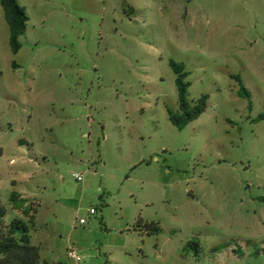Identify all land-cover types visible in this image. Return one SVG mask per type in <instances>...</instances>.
I'll return each mask as SVG.
<instances>
[{
  "label": "rangeland",
  "instance_id": "374dc122",
  "mask_svg": "<svg viewBox=\"0 0 264 264\" xmlns=\"http://www.w3.org/2000/svg\"><path fill=\"white\" fill-rule=\"evenodd\" d=\"M15 2L16 53L0 0L4 224L24 221L46 264H264V0ZM170 62L206 97L182 130Z\"/></svg>",
  "mask_w": 264,
  "mask_h": 264
},
{
  "label": "trees",
  "instance_id": "16d2710c",
  "mask_svg": "<svg viewBox=\"0 0 264 264\" xmlns=\"http://www.w3.org/2000/svg\"><path fill=\"white\" fill-rule=\"evenodd\" d=\"M1 7L10 30V44L13 52L16 53L20 49L18 40L24 34L28 17L24 10L18 7L15 0H1ZM169 66L175 75L174 83L177 89L179 108L177 114L169 113V120L175 128L182 130L205 112L206 97L202 96L195 102L190 101L188 98L190 85L186 82L189 72L185 70L183 64L170 62ZM240 91L250 100V94L243 86L240 87ZM258 120L264 121V110L259 115ZM10 202L13 209L18 212L21 211L25 217H30L33 209L19 194L12 192ZM5 215L6 211L0 207V264H46L40 261L36 248L31 245V236L27 224L21 219L15 218L9 225H5ZM139 223L140 220L137 224L139 225ZM143 232L147 235L157 234L159 227L153 223L144 224Z\"/></svg>",
  "mask_w": 264,
  "mask_h": 264
},
{
  "label": "built area",
  "instance_id": "2783aa9c",
  "mask_svg": "<svg viewBox=\"0 0 264 264\" xmlns=\"http://www.w3.org/2000/svg\"><path fill=\"white\" fill-rule=\"evenodd\" d=\"M74 178L77 181H79V182L82 181V177L80 175H75ZM89 212H90V214H94L95 213V211L93 209H91ZM84 223H85V220L81 219L80 220V224H84ZM67 256H68L69 259L75 260L76 262L80 261L79 256H77L74 251H69Z\"/></svg>",
  "mask_w": 264,
  "mask_h": 264
}]
</instances>
